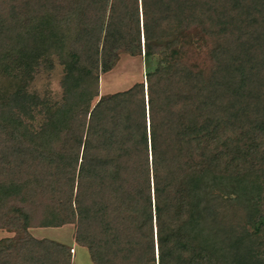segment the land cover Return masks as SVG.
Instances as JSON below:
<instances>
[{
  "label": "trees",
  "instance_id": "1",
  "mask_svg": "<svg viewBox=\"0 0 264 264\" xmlns=\"http://www.w3.org/2000/svg\"><path fill=\"white\" fill-rule=\"evenodd\" d=\"M0 71V264H264V0H0Z\"/></svg>",
  "mask_w": 264,
  "mask_h": 264
},
{
  "label": "rangeland",
  "instance_id": "2",
  "mask_svg": "<svg viewBox=\"0 0 264 264\" xmlns=\"http://www.w3.org/2000/svg\"><path fill=\"white\" fill-rule=\"evenodd\" d=\"M52 59L54 68L48 63L42 64L32 84V91H36L42 97L49 94L60 96L62 92L60 81L63 77V67L58 58ZM145 67L146 64L141 57H132L129 54L121 53L109 72H104L100 68L99 96L123 92L136 83L143 82ZM10 81V78L0 71V90L10 89ZM29 233L36 239L55 240L66 245L69 249L74 248L76 253L74 255L71 253L73 264H94L88 249L76 243V225L74 224L61 228H31ZM15 236L14 232L0 230V240Z\"/></svg>",
  "mask_w": 264,
  "mask_h": 264
},
{
  "label": "crops",
  "instance_id": "3",
  "mask_svg": "<svg viewBox=\"0 0 264 264\" xmlns=\"http://www.w3.org/2000/svg\"><path fill=\"white\" fill-rule=\"evenodd\" d=\"M72 250H74V252L71 251V253L74 255L76 253V250L74 248ZM73 255H72V257H73Z\"/></svg>",
  "mask_w": 264,
  "mask_h": 264
},
{
  "label": "built area",
  "instance_id": "4",
  "mask_svg": "<svg viewBox=\"0 0 264 264\" xmlns=\"http://www.w3.org/2000/svg\"><path fill=\"white\" fill-rule=\"evenodd\" d=\"M72 252H74V250H72Z\"/></svg>",
  "mask_w": 264,
  "mask_h": 264
}]
</instances>
